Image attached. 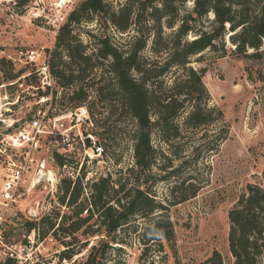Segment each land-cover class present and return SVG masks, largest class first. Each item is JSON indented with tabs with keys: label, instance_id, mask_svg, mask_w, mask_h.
I'll use <instances>...</instances> for the list:
<instances>
[{
	"label": "rangeland",
	"instance_id": "1",
	"mask_svg": "<svg viewBox=\"0 0 264 264\" xmlns=\"http://www.w3.org/2000/svg\"><path fill=\"white\" fill-rule=\"evenodd\" d=\"M32 1L0 0V60L4 57L6 61H0V109L16 124L38 107L49 108V112L59 107L67 114L62 121L69 139L50 133L42 140L40 154H49L46 172L40 178L29 176L23 181L18 202L0 224V262L8 257L17 264H74L83 260L104 229L89 201L91 183L105 176L113 185L107 190L113 204L117 199L123 201L137 186L155 204L154 210L146 213L148 204L143 203L142 209L115 230L116 241H110L114 246L107 264H198L215 249L230 263L228 210L248 182H264L263 57L236 55L230 50L222 54L212 49L191 55L189 63L202 69L210 104L222 110L225 127L220 119L184 127L181 136L170 144L163 142L153 127L151 161L148 166H140L134 157L138 124L120 104L109 66L111 56L99 59L93 68L87 67L81 80L87 98L78 105L69 98L75 85H62L52 75L51 86L38 89L35 68L41 64L42 55L48 68L52 62L69 61L65 50L53 54L56 35L68 15L54 32L43 20L34 18ZM104 1L116 9L126 0ZM191 5L192 0H187L180 4V11ZM139 13L125 31L104 23L99 13H91L89 18L71 22L73 33L88 53L98 46L103 33L112 43L129 41L136 34L155 30L149 11ZM166 20L161 19L162 29L169 35L176 23L169 26ZM29 48L38 49L40 57L29 61L25 55ZM140 54L153 66L162 59L160 52L152 50L150 41ZM7 60H11L12 71L23 69L20 81L12 86L3 79L4 70L10 67ZM32 68L36 76L26 78ZM180 71L173 66L167 75L173 77ZM99 86L101 92L95 90ZM39 90L47 96L43 103L37 102ZM215 130L224 136L219 142L214 138ZM55 152L62 155V163ZM63 178H70L72 186L73 181L82 186L76 203L91 206L89 211L82 209L79 216L87 219L69 235L68 222L77 220L74 209L78 204L69 208L60 200ZM29 221L35 222L31 229ZM150 224H158V232L167 236L148 239L144 228ZM64 248L76 251L72 258L61 256ZM259 264H264V252Z\"/></svg>",
	"mask_w": 264,
	"mask_h": 264
},
{
	"label": "trees",
	"instance_id": "2",
	"mask_svg": "<svg viewBox=\"0 0 264 264\" xmlns=\"http://www.w3.org/2000/svg\"><path fill=\"white\" fill-rule=\"evenodd\" d=\"M186 1L126 0L114 9L104 0H81L69 12L56 35L53 54L57 56V53L65 50L69 61L52 62L49 65L50 72L60 84L75 85L69 95L75 105L87 98V92L81 85L87 67L93 68L99 59L111 56L109 66L114 76V87L120 95V104L126 106L138 124L134 157L140 166L150 164L154 151L150 140L153 127L159 138L169 144L181 136L184 127H197L219 119L225 127L222 110L210 104V95L202 80V69L189 63L191 55L212 49L222 54L230 50L236 55L264 59V0H192L191 7L181 12L180 4ZM143 10L149 11L155 30L149 34H136L129 41L112 43L109 36L103 33L95 51L88 53L73 33L71 22H80L82 17L89 18L91 13H99L104 23L110 22L119 31H125ZM163 17L169 26L176 23L169 35L163 32ZM148 41L151 42L152 50L162 55L160 63L155 66L140 54ZM0 61H5V58L2 57ZM7 62L10 67L4 70L3 79L12 86L20 81L23 69L12 71L11 60ZM83 62L85 66H81ZM173 66L180 67L181 71L170 77L167 71ZM32 76H36L34 68L25 75L26 78ZM95 90L101 92L102 87H96ZM61 111L59 107H53L49 113L52 115ZM213 132L214 138L218 137L217 142L224 137L216 130ZM55 157L62 163L61 154L55 152ZM71 183L70 178H63L61 183L60 200L65 201L69 208L78 204L76 201L82 191V186L76 185V181H73V186ZM110 187L113 185H109L105 176L90 185L92 199L89 203L96 208L104 229L101 234L97 233L98 240L89 246L85 258L74 261V264H107L108 255L114 246L110 241H116L115 230L127 222L130 215L142 209L143 203L148 204L146 213L154 210L155 204L151 202V197L139 186L125 195L123 201L117 199L115 204L108 197L107 190ZM89 207L88 203L83 205L79 202L78 208L74 209L77 220L68 222L67 235L76 231L87 219V216H79V213L82 209L89 211ZM227 215L228 249L232 261L226 263L215 249L198 264H259L264 252V182H248ZM67 218H70L69 215ZM34 223L29 221L28 229ZM158 229V224L146 226L144 230L148 239L160 238L162 233ZM162 235L167 236L166 233ZM75 252L64 248L61 256L72 258ZM0 264L17 262L8 257Z\"/></svg>",
	"mask_w": 264,
	"mask_h": 264
},
{
	"label": "built area",
	"instance_id": "3",
	"mask_svg": "<svg viewBox=\"0 0 264 264\" xmlns=\"http://www.w3.org/2000/svg\"><path fill=\"white\" fill-rule=\"evenodd\" d=\"M77 2L78 0H33V15L57 32ZM25 55L29 61H33L40 57V52L36 48H29ZM35 71L40 82L37 87L49 88L52 76L45 55H42L41 64L36 65ZM46 100L47 96L41 94L37 102L43 103ZM66 116L63 112L50 115L49 108L38 107L22 122L15 124V120L8 121L5 112L0 109V224L18 202L23 181L29 176L37 175L40 178L45 174L49 154H40L44 137L52 133L61 134L64 140L69 139L68 128L62 121ZM49 120H52L50 124Z\"/></svg>",
	"mask_w": 264,
	"mask_h": 264
},
{
	"label": "water",
	"instance_id": "4",
	"mask_svg": "<svg viewBox=\"0 0 264 264\" xmlns=\"http://www.w3.org/2000/svg\"><path fill=\"white\" fill-rule=\"evenodd\" d=\"M1 121H2V120L0 119V123H1Z\"/></svg>",
	"mask_w": 264,
	"mask_h": 264
}]
</instances>
